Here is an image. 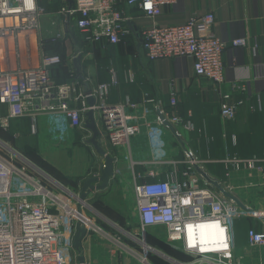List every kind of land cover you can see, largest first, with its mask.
Masks as SVG:
<instances>
[{
  "label": "built area",
  "instance_id": "1",
  "mask_svg": "<svg viewBox=\"0 0 264 264\" xmlns=\"http://www.w3.org/2000/svg\"><path fill=\"white\" fill-rule=\"evenodd\" d=\"M176 1L121 0V3L138 8L150 20V25L141 30V48L148 60L193 59L194 74L216 87L219 118L225 124L235 118L243 104L242 100L232 102L230 95L220 90L226 43L213 32L212 12L194 16L180 25H159L156 17L161 8ZM118 2L0 0V60H7L10 53L18 56L22 52L21 36L26 43L23 51L29 55L32 49L28 42L34 35L37 41L41 40L38 39L41 18L50 14L60 16L66 27L74 21L84 42L90 46L102 42L116 45L121 37L129 34L126 22L130 20ZM58 38H61L59 33L52 36L53 40ZM9 39H12L11 47ZM247 41V37L238 38L231 44L245 46ZM60 61L57 54L41 53L35 67L9 70L0 66V124L7 127L12 119L45 115L53 135L65 134L82 128L83 116L88 110L97 112L103 125L102 136L114 150H123L122 158L114 156L115 163L122 161L131 174L135 229L141 234L137 237L134 232L124 231L89 203L80 201L79 193L70 186L44 174L23 154L1 142L0 264H79L72 245L77 225L85 231L83 242L97 236L111 243L108 252L110 259L118 260L116 264H124L121 256L116 258L117 253L135 259L136 264H154L150 255L170 264H264V170L260 164L264 158L233 155L223 159L226 171L221 187L238 204L207 186L205 176L198 171L202 162L191 150H185L182 161L169 159L170 146L181 137L178 126L182 117L174 112L178 90L172 89L169 94L170 111L148 93L142 94L139 102L128 97L110 102V91L116 85L113 74L110 81L98 82L88 89L95 99L90 107L85 102V92L78 90L75 82H54L51 69ZM260 100L258 96L259 107ZM78 101L80 107L73 105ZM184 126L192 129L189 121ZM179 164L183 168L178 169ZM136 165L144 166L145 171L135 172ZM167 170L169 177L160 178ZM120 173L122 169L116 166L114 177ZM259 183L260 190L250 201L238 198L237 190ZM99 217L109 226L123 230L138 248L127 247L121 237L99 224ZM241 219L254 220L260 228H248L243 255L235 256V224ZM212 228L218 229L217 236L211 235ZM149 229H160L163 240L184 257H172L148 244L145 236ZM204 229L209 231L203 232ZM84 264H88L85 256Z\"/></svg>",
  "mask_w": 264,
  "mask_h": 264
},
{
  "label": "crops",
  "instance_id": "2",
  "mask_svg": "<svg viewBox=\"0 0 264 264\" xmlns=\"http://www.w3.org/2000/svg\"><path fill=\"white\" fill-rule=\"evenodd\" d=\"M118 1V7L125 10L130 20L126 22L129 34L121 37L122 39L120 38V42L116 45L102 42L99 48L84 51L82 36L78 29H75L74 21L66 27L61 23L60 16L45 15L43 18L49 17L53 20L54 35L59 33L61 38L53 40L54 35H48L46 32L43 35V28L47 29V24L41 18L38 32V39L41 40H36L34 50L26 57L18 55L13 59L9 57L7 60H0V66L9 70L35 67L39 63L41 53L50 54L51 51L46 45L60 40L64 45L65 56L69 59L72 71H76L73 60L80 56L79 72L76 71L78 79L73 80L78 90L85 92L98 82H108L114 74L116 85L110 91L108 97L110 102H117L125 97L133 102H139L142 94L148 93L167 111L171 110L170 92L172 89L178 90L179 100L174 107V112L182 117L181 125L178 126L181 137L170 146L169 159L182 161L185 150H191L202 162L198 171L205 176L207 186L213 191H220L226 171V165L223 162L226 156L264 158V0H177L174 4L163 6L156 17L159 25L167 26L183 24L194 16H201L208 12L214 14L213 32L226 43L222 52L224 81L220 90L222 93L229 94L232 102L243 101L242 106L236 111L235 118L225 124H222L219 118V95L216 87L211 81L194 74L193 59L176 57L148 60L141 48V30L150 25V20L138 8L127 7L121 3V0ZM246 37L248 41L245 46L231 44L232 40ZM258 96L261 99L260 107L257 104ZM73 105L80 107L81 104L78 101ZM251 106H254V109H251ZM94 117L102 136L103 125L100 115L94 112ZM83 119L82 128L70 130L68 136L71 137L76 132V140H80L77 145H82L81 142L85 143V147L88 146L85 148L88 154L84 159H79L81 156L77 158L75 155V158L73 156L72 159L63 162L66 172H70L66 175H80L73 180L74 185L77 186H80L89 176H98L104 160L89 142L91 131L85 127V114ZM19 120L24 133L52 135L45 115ZM187 121L192 125V129L185 128L184 124ZM105 139L104 136L97 139L100 147L109 155L118 157L114 148ZM90 159H92L91 162ZM50 163L62 165V162ZM260 164L264 170V160ZM116 166L122 170L125 168L122 161L115 163L114 167ZM181 168L183 165L179 164L178 169ZM144 171V166H135V172ZM127 177L130 178V176ZM159 177L167 179L168 170L162 172ZM144 179L149 180L148 177ZM113 180V178L110 180L105 189L92 192L88 200H94L103 192L105 194L114 185ZM259 190L260 183L255 187L239 189L237 194L243 197L240 198L238 195V198L250 201ZM116 193L118 194L117 188ZM262 200L264 202V193ZM116 203V207L119 208L120 200L117 198ZM96 211L99 213L97 209ZM110 221L119 226L122 224V219L117 216L116 221L112 219ZM98 222L108 230V223L99 218ZM238 222H241L240 227ZM235 227L236 238L238 237L246 245L248 228L259 229L260 225L251 219H241L236 222ZM110 244L97 236L84 240L83 252L88 264H116L118 260L115 262L114 259H109L107 250ZM93 247L98 249L99 254L96 257L92 255ZM117 256L118 259L121 255L117 253Z\"/></svg>",
  "mask_w": 264,
  "mask_h": 264
},
{
  "label": "rangeland",
  "instance_id": "3",
  "mask_svg": "<svg viewBox=\"0 0 264 264\" xmlns=\"http://www.w3.org/2000/svg\"><path fill=\"white\" fill-rule=\"evenodd\" d=\"M51 5L52 4L48 5V7H51ZM50 15L56 16L53 14H50ZM43 19L47 24V29L43 28V35H44V32H46V34L48 35H54L55 32H54V27H53L54 26L53 20H51L49 17H44ZM54 20L56 21V19ZM76 134L77 133L74 132L73 135L70 137V135L68 136V133L56 134V135H53V134L52 135H43V134L36 135L32 133H24L21 130V124H20L19 119L10 120L7 127H4L0 124V143L2 142L10 146L12 149H15L19 153L23 154L44 174L57 179L62 184L70 186L72 189L75 188L74 191L79 193L81 185L76 187L74 185L75 182L73 180L78 178L80 175H73V176L66 175L70 172H66V167L64 166V163H63V162H66L67 160L72 159L73 156L75 158V155L77 156V158L81 156L79 159H84L85 155L88 154V152H86L85 150V148H88V146L85 147L84 145L85 143L81 142L82 145H79V144L77 145V143L80 142V140H76ZM80 137H81V134H80ZM115 150H116L118 157L122 158L123 150L119 148H115ZM133 151H134V148H133ZM79 159H78V162H79ZM91 160L92 159H90V162ZM50 162H62V165L57 166L54 163H50ZM127 176H130V178L128 179ZM113 179H114L113 180L114 185L110 187L109 190L107 189L108 191H106L108 195L106 193L103 194L104 192L99 195L102 199L101 201L102 204L100 203V204L95 205L92 203V201H90L91 199L88 200V197L92 192L86 197L85 201L89 203L91 206H93L95 209H97L102 216L105 215L106 217H108V219L110 218V220L112 219L116 221V216L119 217V219H122V224H120V226L118 225L121 229H123L124 231H127L128 233L134 232L135 236L140 237L141 232L135 229L136 220H135V217L133 216L134 209H135V201H134V194H133V188H132L131 174L126 168H124L122 170V173H120L117 177L116 176L113 177ZM116 188H117L118 194L116 193ZM239 197L242 198L243 196L239 195ZM116 198L120 200V205H118L119 208L116 207L117 205ZM252 206L256 207V205L254 204H252ZM99 219L102 220L103 218L99 217ZM107 228H108V230L106 229L107 231H110L111 233H114V235L121 237L120 238L121 242H123L127 247L129 246L130 248H133L134 246L135 248H138L130 240L129 236L123 233V230H119V228L116 229L112 226H107ZM161 234H162V231L160 229H149L147 230V235L145 236L146 241L148 242V244L149 243L152 244L151 242L148 241L147 238L148 237H160ZM244 246L245 244H243V242H241V240L237 237L235 256L243 255ZM97 250L98 249L94 247L92 248L93 257H96L99 254L97 253ZM109 259H110V255H109ZM121 259L124 262V264H136L135 259L133 258L131 259L130 257H128L127 259L124 254H121Z\"/></svg>",
  "mask_w": 264,
  "mask_h": 264
},
{
  "label": "water",
  "instance_id": "4",
  "mask_svg": "<svg viewBox=\"0 0 264 264\" xmlns=\"http://www.w3.org/2000/svg\"><path fill=\"white\" fill-rule=\"evenodd\" d=\"M79 62H80V56H77L73 60V64L77 72H79V66H78ZM85 94H86L87 105L90 107L93 106L95 104V99L93 96L90 95V90H86ZM85 116H86L85 127L91 131V137L89 139V142L95 147L97 152L103 156L104 160L102 167L100 169L99 176H89L83 180L79 190L80 201H85L86 197L95 190L105 189L108 186L110 180L114 177V168H115L114 156L109 155L98 144L97 139L100 137L101 134L96 126L94 111L92 109L88 110L85 113ZM219 189L226 197H229L235 200L238 204H240V202L234 196L229 195L222 187H220ZM78 211H80L79 205H78ZM84 235H85V231L83 227L77 225L75 234L73 236L72 245L74 250L76 251L77 262L79 264H84L83 245H82L83 244L82 240L84 238Z\"/></svg>",
  "mask_w": 264,
  "mask_h": 264
},
{
  "label": "trees",
  "instance_id": "5",
  "mask_svg": "<svg viewBox=\"0 0 264 264\" xmlns=\"http://www.w3.org/2000/svg\"><path fill=\"white\" fill-rule=\"evenodd\" d=\"M77 29V28H75ZM81 34V33H80ZM82 36V34H81ZM127 36V35H125ZM123 36V37H125ZM122 37V38H123ZM121 38V39H122ZM120 39V40H121ZM126 39V38H125ZM82 42L84 44V51H88V50H93L94 48H99V44H96L95 46H90L89 44H86L83 40V36H82ZM47 49L49 47V51L50 54H57L60 56V63L55 65L52 69H51V73H52V78L54 79V82L56 84H61V83H66V82H72L73 80H77L78 76H77V72L73 69H71L70 63H69V59L65 56V50H64V45L62 43V41L58 40L55 41L54 43H48L47 45ZM49 54V53H48ZM77 187V185H75ZM75 189V188H74ZM101 197L98 195V197H96L94 200H92L93 204H102L101 202ZM99 202V203H98ZM98 206V205H97ZM102 206V205H101ZM239 227L241 226V222H238ZM149 242H151L152 246L156 247L157 249L163 251L164 253L172 256V257H179V258H183L184 256L182 254H180L179 252L173 250L164 240L163 238L160 237H148L147 238ZM151 261L154 264H170L169 262L163 260L162 258L156 256V255H151L150 256Z\"/></svg>",
  "mask_w": 264,
  "mask_h": 264
},
{
  "label": "bare ground",
  "instance_id": "6",
  "mask_svg": "<svg viewBox=\"0 0 264 264\" xmlns=\"http://www.w3.org/2000/svg\"><path fill=\"white\" fill-rule=\"evenodd\" d=\"M36 36L34 35V36H32V39H31V41L30 42H28V44L30 45V49H34L35 48V44H36ZM23 42H24V44H23ZM20 45H21V48H22V52L19 54L20 56H27V55H25V53H24V51H23V48H26V43H25V40L23 39V41H22V36L20 37ZM12 46V39H9V47H11ZM34 56V55H33ZM9 57L10 58H14V57H16V55L15 54H12V53H10V55H9ZM209 231V229H204V231L203 232H208ZM211 235L212 236H217L218 235V229H216V228H212V231H211Z\"/></svg>",
  "mask_w": 264,
  "mask_h": 264
}]
</instances>
